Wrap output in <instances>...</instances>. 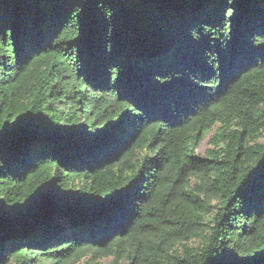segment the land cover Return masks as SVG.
<instances>
[{"label": "trees", "instance_id": "16d2710c", "mask_svg": "<svg viewBox=\"0 0 264 264\" xmlns=\"http://www.w3.org/2000/svg\"><path fill=\"white\" fill-rule=\"evenodd\" d=\"M87 256L264 264V0H0V264Z\"/></svg>", "mask_w": 264, "mask_h": 264}, {"label": "rangeland", "instance_id": "374dc122", "mask_svg": "<svg viewBox=\"0 0 264 264\" xmlns=\"http://www.w3.org/2000/svg\"><path fill=\"white\" fill-rule=\"evenodd\" d=\"M213 134H209L199 145V148L197 150V155L199 157H205V153L206 151L210 148L209 142L210 139L212 138ZM39 254H41V252H38ZM71 254H58L55 258H53V260L55 259H61V260H65L67 259ZM77 264H110L109 260L103 259V260H99V259H90L89 256H87L85 259H82L80 262H78Z\"/></svg>", "mask_w": 264, "mask_h": 264}]
</instances>
